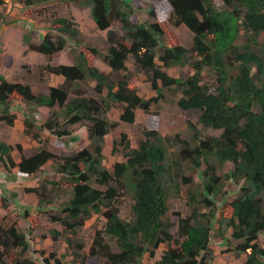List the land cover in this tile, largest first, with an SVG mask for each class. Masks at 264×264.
<instances>
[{
  "label": "trees",
  "instance_id": "16d2710c",
  "mask_svg": "<svg viewBox=\"0 0 264 264\" xmlns=\"http://www.w3.org/2000/svg\"><path fill=\"white\" fill-rule=\"evenodd\" d=\"M48 1L24 3L31 6ZM71 1L88 7L96 27L107 29L109 46L102 59L110 72L92 64V56L100 54L97 48H88L89 55L77 49L83 40L72 18H54L45 34L37 38L23 33L22 40L28 50L47 57L65 49L68 42L74 44L70 64L44 66L48 74L61 76L63 81L49 86L47 93H34L28 83L8 81L0 74V120L14 123L15 116L9 114L11 99L23 101L29 108L46 106L50 112L41 124L30 112L25 114V135L40 143L42 134H51L60 145L64 136L78 138L72 126L80 124L88 144L72 154H56L39 146L28 156L17 144L20 159L15 162L13 146L0 140L2 167L8 171L16 167V174L26 178L50 161L52 171L70 185L68 198L58 206L60 215L52 218L66 230L76 233L93 213L101 214L103 227L95 232L86 254H75L77 264H140L146 253L150 257L159 253L157 264H213L211 244L215 235L223 244H233L236 255H244L241 264H264V246L258 243L264 233V0H222L221 8L211 0H164L171 11L170 22L182 24L191 32L189 47L172 44L171 31L163 28L153 8L148 12L151 19L140 21L128 0ZM1 17L0 13V21ZM113 21L120 23L121 34L109 29ZM243 35L250 36L252 47L247 42L236 43ZM259 36L261 41L257 42ZM129 59L155 95H140L137 75L127 65ZM186 64L193 71L185 78L167 72V68ZM206 67L217 72L216 85L203 82ZM92 81L93 94H89L83 84ZM171 87L179 92L176 106L195 111L199 123L220 130L219 135L201 136L195 130V144L191 146L178 133L167 137L148 127L133 147L122 132L123 160L106 166L104 136L119 121L134 122L137 110L151 120L152 104L162 97L163 89ZM113 106L118 110V120L109 118ZM63 123L72 131L62 128ZM116 144L112 143V153ZM172 144L179 145L174 153L169 151ZM172 154L175 158L170 160ZM210 158L218 167L232 163L231 170L224 175L216 173ZM183 161L201 169L200 181L196 188L185 187L188 213L182 216L174 212L173 222L168 213L169 192L173 189L178 195L179 186L192 181L191 176L179 171ZM46 181L25 191L44 194ZM228 184L237 187L234 195L221 198ZM126 197L130 200L129 214L122 218L117 203ZM8 202L6 196L1 197L3 208ZM21 217L31 230L35 219L29 208ZM28 232L19 231L16 222L8 227L0 222V264H34L26 256ZM52 233V239L59 234L56 230ZM14 248L19 250L18 257L10 259ZM43 263L64 264L53 253L44 257Z\"/></svg>",
  "mask_w": 264,
  "mask_h": 264
},
{
  "label": "rangeland",
  "instance_id": "374dc122",
  "mask_svg": "<svg viewBox=\"0 0 264 264\" xmlns=\"http://www.w3.org/2000/svg\"><path fill=\"white\" fill-rule=\"evenodd\" d=\"M128 1L133 9H135V16L140 21L150 20L149 10L152 8L156 10L158 14L157 19L163 23V28L171 31L172 44L177 43L189 47L192 36L191 32L182 24L174 25L170 22L171 11L164 0ZM211 2L215 7L221 8L223 5L222 0H211ZM0 13L2 16L0 21V74H3L8 81L28 83L34 93H47L49 86L60 85L63 78L54 74H48L44 70V66L46 64L58 65L64 63V61L70 62V49L76 47H74V44L68 42L64 50L47 57L43 54L28 50V47L22 40L23 33L38 38L49 30L51 21L54 18L62 16L72 18L76 23L79 36L83 40V44L80 47L77 46V49H84L86 54L89 55L91 54L89 51L90 47H95L100 52L99 56L102 58V54L106 52L109 46L106 37L107 29H98L91 18L89 8L79 7L71 0H50L31 6L25 5L24 0H0ZM153 17L155 18V13ZM109 29H113L118 34H121L120 23L118 21H113ZM162 40L164 43L166 42L164 37ZM260 41L261 36L257 37V42ZM245 42L251 45V47L254 45L250 36L245 37L243 35L236 40L238 44ZM127 62L130 70L137 75L136 82L140 95L146 98L152 94L155 95L149 82L146 81L145 76L132 67L130 59ZM192 71L190 64L167 68V72L170 75L180 78L187 77ZM202 74V80L206 84L212 86L218 83L217 72L214 69L206 67L203 69ZM93 85L94 83L92 81L83 84V87L89 94H93ZM161 93L162 97L151 106L150 112L154 113L151 120L148 119L145 113L139 110L134 122L129 124L119 121L118 125L110 129L104 136V149L102 152L104 155L103 163L106 166H110L116 160H123L122 144L124 143L120 140V133L122 132L126 133L131 146H136L138 140L141 138L142 130L148 127L157 129L158 133L162 136L172 137L178 133L183 138H186L191 146L195 144V130L201 136L219 135L220 130L202 126L197 120V113L195 111H182L176 106L179 92H175L171 87L169 89H163ZM24 104L23 101L11 99L8 101V106L11 107L9 114L15 116L14 123L8 125L3 120H0V140L13 144V155L17 161L20 159V153L16 149L17 144L23 145L24 150L22 148V153L26 156L34 153L39 146L50 149L56 154H72L87 146V134L85 129L82 131L80 124L74 125L78 132V138L76 140H72L69 136H64L61 139L62 143L58 145L54 135L42 134L40 143L32 141L24 133L23 118L25 114L30 112L35 121L41 124L48 117L47 115L50 110L46 106L29 108ZM0 115H2L1 111ZM109 118L111 120H118V110L115 106L111 107ZM150 121H153L152 124L149 123ZM61 127L72 131L71 128L73 126L71 127L63 123ZM198 134L196 133V135ZM114 141L117 142L116 151L112 153L111 148ZM178 147V144H172L169 146V151L174 153ZM169 157L170 160L175 158L173 154ZM49 162L44 164L35 174L26 177L24 182L19 181V178L12 180L10 172L5 170L0 163V222L4 227H8L11 223L16 222L19 231L25 233L29 230L26 238L30 240L28 241L30 247L26 252V256L34 264H44L43 258L49 257L52 253L58 256L64 264H77L76 262L79 259L74 258L75 254L80 253L84 255L88 252L95 232L102 229L104 221L100 213H93L81 227L76 229V233H73L71 230L64 229L59 221L52 219L60 215L58 206L63 200L68 198L70 185L66 183V179L64 180L61 175L52 171L51 163ZM210 162L215 165L216 173L221 175H224L232 168V163L230 162L224 163L222 167H218L213 158H210ZM181 170L183 174L191 176L192 181L188 184L180 185L178 195L174 194L173 189L169 192L168 213L173 222H176L174 212H179L182 216L188 213V208L185 203V187L194 185L192 188H196V185L200 181L201 169L193 168L190 162H181L179 171ZM45 179L47 181L45 182V187L42 188V190L45 189L44 194L41 193L40 195L38 191L39 195L35 192L25 191V188L38 186ZM8 180L11 181L6 183ZM52 180L56 181L57 184L52 183ZM6 184H10V186ZM236 188L234 184H228L225 187V193L221 194V198L231 199L234 195L232 192ZM42 190L40 189V192ZM13 192L15 193L14 196L12 195ZM2 196H6L9 201L8 206L5 208L1 206ZM117 206L119 208V215L122 218H127L130 206L129 198L126 197L119 200ZM25 208H29L31 216L35 219V225L31 230L21 217ZM53 230L59 233L55 239L51 237ZM174 231L176 230L174 229ZM258 243L264 246V233L259 235ZM79 245H81V248H78ZM161 248L162 245L159 247L158 252H160ZM211 248L213 251V264H241L244 259V255H236L233 244H223L222 239L218 235L214 236ZM18 251V248L10 250V259L18 257ZM158 258L159 253H156L152 257L146 253L141 258L140 264H157L156 260Z\"/></svg>",
  "mask_w": 264,
  "mask_h": 264
},
{
  "label": "crops",
  "instance_id": "0c3cea01",
  "mask_svg": "<svg viewBox=\"0 0 264 264\" xmlns=\"http://www.w3.org/2000/svg\"><path fill=\"white\" fill-rule=\"evenodd\" d=\"M27 46V45H26ZM64 50V49H63ZM100 53V52H99ZM99 54L98 55H93L92 56V64L95 66V67H97L98 69H100V70H102V71H104V72H106V73H108V72H110V67L107 65V63H105V61L99 56ZM71 58H70V62H68V61H64V63H61V64H70L71 63ZM63 81V80H62ZM139 92V91H138ZM136 114H137V112H136ZM73 129H74V134H76V133H78L77 131H76V127L75 126H73ZM82 131H83V129H82ZM6 142V141H5ZM6 143H8V144H11L12 146H13V144L12 143H10V142H6ZM21 147L23 148V145L21 144ZM134 147V146H133ZM103 149H104V147H103ZM23 150H24V148H23ZM13 151L14 150H12V157H13V159H14V161L15 162H18L15 158H14V155H13ZM15 168L16 167H13L10 171H8V172H10V175H11V178H12V180L13 179H17V178H19V181H22V182H24V179L25 178H23V177H21V176H19V175H17L16 174V170H15ZM17 169V168H16ZM23 179V180H22ZM9 181H11V180H8V181H6V183H8ZM6 185H8V186H10V184H6ZM24 185V184H23Z\"/></svg>",
  "mask_w": 264,
  "mask_h": 264
},
{
  "label": "clouds",
  "instance_id": "9594fccd",
  "mask_svg": "<svg viewBox=\"0 0 264 264\" xmlns=\"http://www.w3.org/2000/svg\"><path fill=\"white\" fill-rule=\"evenodd\" d=\"M139 110H137V113H138Z\"/></svg>",
  "mask_w": 264,
  "mask_h": 264
}]
</instances>
